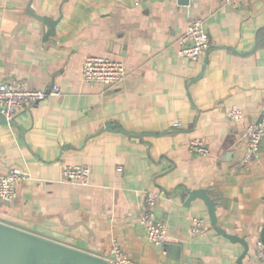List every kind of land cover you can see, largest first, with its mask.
I'll list each match as a JSON object with an SVG mask.
<instances>
[{
	"label": "crops",
	"instance_id": "0c3cea01",
	"mask_svg": "<svg viewBox=\"0 0 264 264\" xmlns=\"http://www.w3.org/2000/svg\"><path fill=\"white\" fill-rule=\"evenodd\" d=\"M182 1L0 0V81L62 89L13 122L0 116V172L32 175L0 200V221L104 257L116 239L137 264H238L244 244L214 229L203 199L182 197L206 188L218 225L248 242L244 264H264L254 258L264 240V139L260 158L243 161L245 129L264 105V0ZM61 7L44 40L45 24L28 11L57 18ZM194 16L211 46L186 60L178 38ZM89 55L123 60L127 77L111 89L86 82ZM232 107L244 118L230 119ZM194 138L211 152L192 154ZM66 164L91 167L89 183L64 180ZM150 189L161 192L156 211L176 248L152 242L139 221ZM194 216L205 219L199 233Z\"/></svg>",
	"mask_w": 264,
	"mask_h": 264
},
{
	"label": "built area",
	"instance_id": "2783aa9c",
	"mask_svg": "<svg viewBox=\"0 0 264 264\" xmlns=\"http://www.w3.org/2000/svg\"><path fill=\"white\" fill-rule=\"evenodd\" d=\"M144 0H134L138 5ZM223 3L234 5L244 0H221ZM178 55L186 60H198L211 46L210 35L200 16H194L187 22L186 29L178 38ZM128 70L123 60L113 59L102 55H89L82 65V76L86 82L100 83L108 89L115 88L127 77ZM62 89L58 84L49 88H33L17 76L0 81V112L10 121L22 110L35 105L51 94H60ZM262 119L249 123L245 129L247 151L244 162L258 160L261 156V142L264 139V105L261 111ZM228 116L233 121L244 118V110L240 107L229 109ZM176 125H181L180 122ZM192 154L207 155L211 152L208 143L203 138H194L188 144ZM118 170H122L119 166ZM64 180L88 184L91 167L82 164H66L63 167ZM32 175L19 167L11 168L7 172H0V200L11 201L16 194L17 185ZM161 192L150 189L147 191L139 214V221L144 226L147 237L152 242L165 245L168 240V227L156 211ZM205 228V219L194 216L191 229L199 233ZM109 264H137L126 252L118 240L112 243L111 256L107 257ZM254 258L264 262V240L258 239L255 244Z\"/></svg>",
	"mask_w": 264,
	"mask_h": 264
},
{
	"label": "water",
	"instance_id": "95a60500",
	"mask_svg": "<svg viewBox=\"0 0 264 264\" xmlns=\"http://www.w3.org/2000/svg\"><path fill=\"white\" fill-rule=\"evenodd\" d=\"M66 1L64 0V2ZM188 1L183 0L182 3L187 4ZM28 12L45 24L44 40H49L51 36L55 35L57 24L63 16L62 7L57 18L39 14L31 9ZM0 116L8 121L1 112ZM10 121L13 122V120ZM105 125L107 129L117 128L116 130L128 132L125 128L114 127L112 122H107ZM182 197L185 198L186 203L197 198L206 202L214 229L232 241H239L244 244L245 250L237 261L238 264H244V258L248 254V242L245 238L229 233L218 225L217 202L210 196L208 189L186 190L182 192ZM165 245L166 247L176 248L172 243H166ZM177 248L179 249V247ZM0 264H109V259L0 221Z\"/></svg>",
	"mask_w": 264,
	"mask_h": 264
}]
</instances>
